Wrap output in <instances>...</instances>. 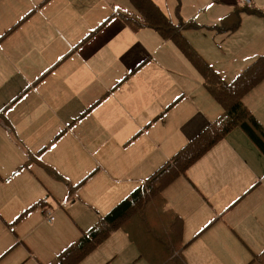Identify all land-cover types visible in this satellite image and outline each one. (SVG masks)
<instances>
[{
  "label": "crops",
  "instance_id": "crops-1",
  "mask_svg": "<svg viewBox=\"0 0 264 264\" xmlns=\"http://www.w3.org/2000/svg\"><path fill=\"white\" fill-rule=\"evenodd\" d=\"M109 1L101 0L99 5L93 4L94 0H53L47 8L36 10L38 17L29 15L24 23L18 22L26 36L2 57L9 66L0 85L6 103L3 113L0 111V124L25 152L23 165L32 175L25 170L32 179L30 186L40 182L47 195L39 198L43 200L39 205L40 200L29 207H45L43 218L35 214L28 218L27 231L14 233L17 243L4 245L0 254L6 252L0 259L17 248L22 259L16 264L49 263L222 112L200 74L172 41L162 39L149 27L134 31L118 16L124 9L111 13L118 4L124 7V0L107 4ZM203 1L199 0L198 7L181 9L179 17L199 25L184 29L182 34L222 80L229 82L264 53V0H252L248 9L236 0ZM252 9L261 15L250 13ZM239 10V26L227 31L233 28L234 13ZM210 13L219 15L214 17L216 21L205 19ZM244 21L249 34L237 42L227 41L229 35H243ZM243 101L253 114L260 110V119L254 116L264 126V79ZM44 126L43 134L40 128ZM67 133L70 138L66 141ZM243 135L232 130L163 191L167 207L182 218L183 241L185 236H194L183 250L186 264L189 244L206 233L210 236L201 242L200 264H264L255 259L264 253V212L259 204L240 195L238 184H216L221 180L218 175L229 177L222 164L204 170L202 179L195 174L196 167H201L220 143L228 150L230 144L247 145ZM53 145L58 149L55 161H42ZM38 151L28 162V155ZM35 164L41 178L35 175ZM4 179L0 178V216L13 230L25 213L15 216L22 203L5 193ZM47 179H58L66 190L62 186L57 190V184ZM254 179L247 173L245 186ZM204 184H210L211 191ZM26 187L25 183L19 185L20 189ZM216 188L225 190L220 202L212 196ZM64 192L68 204L74 205H63L60 211L52 202L56 204ZM92 201L97 205L90 204ZM51 212L54 218L48 224L45 218L52 216ZM61 227L65 228L56 233ZM41 229L49 234L50 242L36 233ZM120 230L113 231L78 264H149ZM110 239L118 252L109 251L113 247Z\"/></svg>",
  "mask_w": 264,
  "mask_h": 264
},
{
  "label": "trees",
  "instance_id": "trees-1",
  "mask_svg": "<svg viewBox=\"0 0 264 264\" xmlns=\"http://www.w3.org/2000/svg\"><path fill=\"white\" fill-rule=\"evenodd\" d=\"M128 1L133 10H120L118 16L122 22L134 31L143 27L152 28L162 39L172 41L200 74L203 86L221 106L222 112L47 264H78L117 229L127 234L129 240L136 245L139 257L144 258L149 264H186L183 250L187 243L182 239V218L172 208L167 207L163 195L164 189L176 178L184 175L188 168L236 128L245 133L264 157V126L243 101L244 96L264 79V53L234 79L225 82L182 34L186 28H198L199 25L195 21L178 18L177 23L173 22L155 0ZM176 3L175 8L179 13V0H176ZM241 11L234 13L236 19L233 28L228 27L227 31L239 26ZM249 12L260 14L254 9ZM29 15L22 18L20 22ZM19 23L13 25L7 32L18 27ZM49 71L50 69L44 74ZM39 153L40 151L27 154L28 162L33 161ZM48 169L51 171L52 168ZM94 172L95 170L77 186H80ZM42 201L40 200L36 205ZM28 210L29 208L18 214V217L23 216ZM255 259L264 262V253L260 255V258Z\"/></svg>",
  "mask_w": 264,
  "mask_h": 264
},
{
  "label": "rangeland",
  "instance_id": "rangeland-1",
  "mask_svg": "<svg viewBox=\"0 0 264 264\" xmlns=\"http://www.w3.org/2000/svg\"><path fill=\"white\" fill-rule=\"evenodd\" d=\"M81 1H87V0H81ZM100 1L101 0H94L93 4L102 5V3H100ZM115 1L116 0H110L107 4L113 3ZM119 1H121V0H119ZM208 1H210V0H208ZM51 2H53V0H0V85H1V80L3 79V77L6 76V74L8 72V68H7L8 63L6 60H4L2 58L4 56V53L10 54V51H11L13 44L17 41L23 40V38L26 36V33L22 29V26H23L22 24L19 27H16L15 29H13L9 32H7V31L13 25L20 22L21 18H23L24 16L30 14L29 17H34L36 15V12H37L36 10H41L43 8H47ZM155 2L166 12L167 16L175 23L178 22V20H179L178 18H180L181 20H184V19H182V17H179V15H181V9H182V11H186L188 9H191L192 6L193 7L194 6H197V7L200 6L199 0H179L180 7H179V13H178L176 8H175V6L177 4L176 0H155ZM203 2L204 1L201 0V3H203ZM119 9H125L128 11L133 10L132 6L128 0H124V7L121 6L120 4H118L117 7H113V10L111 13H113L114 11H117ZM38 16L39 15H36V17H38ZM216 16H219V15H214V17H216ZM214 17L211 16V13H210V16L205 15V19L209 20L210 22L213 21ZM187 20H192V19H187ZM214 21H216V18ZM24 22H25V20L23 21V23ZM34 23H38V20H35ZM212 24H214V23H212ZM242 26H244V27L242 29H240V31L243 35H241V36H234V34L231 36L229 35L227 38V41L237 42V41H240L241 39H243L247 34H249V28L247 27L246 21H244L242 23ZM66 54H64L61 59H64ZM10 62H11V60H10ZM41 77H42V75L40 76V78ZM258 102L260 103V97L258 99ZM5 105H6V103L3 102V96H0V111H2V113H3V109L5 108ZM7 112H8V108H7L6 114H7ZM255 115L258 119H260L259 118L260 117V110ZM46 129H47L46 126H44V127L40 128V131H42L44 134ZM62 129H63V127H62ZM235 130H237L241 134L245 135V133L241 129L236 128ZM244 135H243V137H244L247 145L242 146V144L241 145H238V144L231 145L230 144L231 149L228 150V149L224 148L223 145L220 143L219 145H217L216 149H214V151H212V153H209V155H207L203 159V165L201 167H196L195 174H196V177L202 179V178H204L203 177L204 176L203 175L204 170L211 169L215 165L222 164L225 167L226 174H228L229 177L226 175H218V177L221 180L218 181L216 184L219 187L224 182H229V181H231L230 183L232 185L238 184L239 188L241 189L239 194L240 195L246 194V196L249 197L248 199H250L252 197L255 200V202H257L259 204L258 207L260 208V211L264 212V157L254 147V145L251 143V141L248 139V137L245 135L247 137L246 138ZM69 138H70V135L68 134L66 136L65 140L67 141V140H69ZM42 146H44V145H41V147ZM63 151L66 152V149L63 148ZM24 153L25 152L17 144V142H15L11 138H9V134L7 133L6 129L0 124V172L5 177V179H4V182L6 183L5 184V193L11 194L16 202H17V200H19V202L22 203V208L19 210V212L15 216H18V214H20L21 212H23L27 208L31 207V205L34 202H37L38 200H40L39 198H41V199L45 198V196L47 195L45 188L41 185L40 182L36 181L37 183H35V187L30 186L29 181L32 179H30V177H28V175L25 174V170L27 171L26 167H28V166L23 165L24 161L26 160ZM57 156H58V149H56L55 146L53 145V146H50L48 148V152L46 154H44L42 161L49 163L50 160L55 161ZM40 161H41V159H40ZM34 170L36 172L35 175L38 174V176H40V178H41V173H39V171H38L37 164H35ZM27 172H28V174H30V176H32L29 171H27ZM58 173H59V171H58ZM247 173H252V175L254 176L255 179L253 181L250 180V183L247 186H245V183L243 180L246 178ZM3 176L0 174V178H3ZM53 180H55V179H53ZM190 180L193 182L192 179H190ZM55 181H57V182L50 181L47 179L48 183H50L52 185L57 184V187H56L57 190H58V186H59V189H60V186H62L63 190H66L63 182L58 181V179H56ZM21 183L27 184V187L25 189H20L19 185ZM256 183H258V185L255 188H253ZM205 186L211 191V185L210 184H204V187ZM133 190H134V188L131 189L130 192H128L127 194L131 193ZM59 191H61V190H59ZM224 193H225V190L216 188L212 191V196H214L216 201L220 202L219 200L223 197ZM65 194H66V192H64V193H62V195H60L56 204L54 202H52V205L56 206L57 210L63 211V208H62L63 205L66 207L69 205H74L73 203L68 204L70 199L69 200L66 199ZM123 197L125 198V196H123ZM124 198H122V199H124ZM27 200L31 201V202L27 205H24V203ZM78 203H79V201H77V204ZM115 203L117 204V201ZM90 204H96L97 205V202L92 201V202H90ZM100 204H101V202H100ZM114 204H112L111 206H113ZM44 208L45 207H42V206H38V207L34 206V208L32 207L31 209H29L25 213V215L21 218L22 220L17 225L15 224L13 226V230L9 229L5 224V221H7V222H9V221L4 220L0 216V249H2L4 247V245H6L7 243H11L9 247L16 244L17 238L14 235V233L19 234V235H22L23 233H25L27 231L26 225L28 223V218H32V216H34V214L40 215L43 218ZM109 208H107L105 210V212ZM105 212H103V213H105ZM51 215L54 218L53 212H51ZM47 220L48 219L45 218V221L48 224H50V222H48ZM24 227H25V230L23 231L22 229ZM64 228L65 227L55 229L56 233L60 234ZM120 232L123 233V231H121V230H120ZM36 233L43 235L47 241H49V242L51 241V237L49 236V234L45 230L41 229V230L37 231ZM51 235L54 236L52 231H51ZM209 236H210V234L206 233L203 236H201L200 238H196L194 241H192L189 244V246L186 250V259H187V262L189 264H200L201 263V258L203 256V246H202L201 242H202V240H206V238H208ZM193 237H194L193 235L189 236V237L185 236L186 243H189V241ZM110 242H111L110 244L113 245V247L109 251L115 250L118 252L117 244L115 242H113L111 239H110ZM40 243H42V242H40ZM42 244L44 245L45 250L48 251L47 245L45 243H42ZM111 245H107V246H111ZM19 246H20L19 244L16 245V247H19ZM4 252H6V250H4L0 254V257L4 255ZM18 252L19 251L17 248L12 249V251L7 256L0 259V264H16L17 262L21 261L22 258L17 256Z\"/></svg>",
  "mask_w": 264,
  "mask_h": 264
},
{
  "label": "built area",
  "instance_id": "built-area-1",
  "mask_svg": "<svg viewBox=\"0 0 264 264\" xmlns=\"http://www.w3.org/2000/svg\"><path fill=\"white\" fill-rule=\"evenodd\" d=\"M236 2L239 3L240 5L246 6V7L251 6V3H252L251 0H236ZM47 219L49 222H51L53 220V217L48 215Z\"/></svg>",
  "mask_w": 264,
  "mask_h": 264
}]
</instances>
